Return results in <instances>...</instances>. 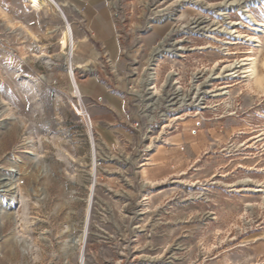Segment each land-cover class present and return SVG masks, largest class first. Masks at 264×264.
<instances>
[{
  "label": "rangeland",
  "instance_id": "374dc122",
  "mask_svg": "<svg viewBox=\"0 0 264 264\" xmlns=\"http://www.w3.org/2000/svg\"><path fill=\"white\" fill-rule=\"evenodd\" d=\"M56 1L70 61L54 8L0 0V264H81L82 233V264H264V0Z\"/></svg>",
  "mask_w": 264,
  "mask_h": 264
},
{
  "label": "bare ground",
  "instance_id": "6f19581e",
  "mask_svg": "<svg viewBox=\"0 0 264 264\" xmlns=\"http://www.w3.org/2000/svg\"><path fill=\"white\" fill-rule=\"evenodd\" d=\"M27 3L28 5L34 9V10H40L41 8H43V6H50L52 8H54L56 10V12H59V15L62 16V18L65 20V32L63 33L62 37H61V42H60V47H61V52L66 55V59L67 61H70L72 56H73V49H74V34H73V31L71 29V26L67 23L66 21V18H65V15L61 9V6L60 4L56 1V0H27ZM255 26H259L261 27V29H257L256 31H258V33H261V35H264V25L261 24V23H255ZM250 41V40H249ZM252 41L254 42H257L258 43V40L257 38H254L252 39ZM230 43V42H229ZM174 46V45H173ZM165 46H163L162 44L160 45L159 48H157L155 50V54H158V53H161L163 51H166V48H164ZM174 50V49H173ZM178 51H183V47L182 48H177ZM168 51V50H167ZM172 51V49H171ZM182 54V53H181ZM183 57V56H182ZM242 61H247L246 63L242 64L241 66L243 67L242 68V73L244 74V78L250 80V79H255L256 80V83L257 84H261L262 80L261 79H257V69H256V63H255V59H252V58H248L246 60H242ZM45 64L47 66H50L51 64V61L46 59L45 60ZM237 67L233 64L229 65V66H226L224 67V69H228L229 71H232V70H235ZM71 69V68H70ZM241 70V69H240ZM235 72V71H234ZM231 75V74H230ZM229 75V76H230ZM152 77H150L149 79H151ZM69 79L71 81V84H72V87L74 89V93L76 95V97H78V94H79V88L77 86V83H76V80H75V75L73 73H69ZM204 85V84H203ZM202 85V86H203ZM227 87H222L220 88L219 90H222V89H225ZM150 89H153V88H150ZM198 90V89H197ZM154 94H157L156 91ZM198 94V93H197ZM225 94V92L223 93ZM222 95V94H221ZM154 96V95H153ZM152 96V97H153ZM202 96V95H201ZM217 96V95H216ZM195 97V96H194ZM193 98V97H192ZM180 101H184V99H179ZM203 100V99H202ZM181 104V103H180ZM77 110V113L78 114H81L83 115V111H80L79 109H76ZM93 152V151H92ZM94 154V153H93ZM95 156V155H94ZM93 157V156H92ZM94 164V163H93ZM94 180V179H93ZM13 186H14V183L11 181L9 183H7L5 185V190L4 192L6 193H12V190H13ZM261 187V186H259ZM253 191L255 192H259V191H262L260 189H254ZM15 203V197L12 196L11 200H6V201H3V206L5 209H11V206L12 204ZM88 213V208L86 209V215ZM84 239H85V235L84 233H82V235L77 238L75 240V244L76 242L80 245V248H79V253H78V259H79V262L82 264L83 263V253H82V245H83V242H84ZM74 243V242H73ZM26 248H28V244H26Z\"/></svg>",
  "mask_w": 264,
  "mask_h": 264
},
{
  "label": "crops",
  "instance_id": "0c3cea01",
  "mask_svg": "<svg viewBox=\"0 0 264 264\" xmlns=\"http://www.w3.org/2000/svg\"><path fill=\"white\" fill-rule=\"evenodd\" d=\"M48 17L50 18V21H51L50 25L53 27V29L55 28L54 30L58 29V33H60V30L63 26L61 24V21H59V20H61L59 15H57V13H55V11H51L50 13H48ZM52 38H55V37H52ZM90 38L91 39L94 38L92 33L89 36L86 35L85 39L83 38L82 41L87 43L90 40ZM96 40H98V39L96 38ZM90 45H91V48L93 50L92 42L90 43ZM107 46L110 49H113L114 48V41L111 39L108 40ZM36 47L40 48L41 46L36 45ZM38 48H37V50H38ZM41 50H45V48H42ZM47 54H50V53H47ZM90 89L91 90L89 92L85 93V95H87L91 98L98 96L100 93L103 94L105 104H104V108H102V111H104L102 113L104 115H102V116L105 117L106 120L109 121L110 119H112V112L113 113H119L122 110V107H123L122 102L117 96H115L113 94H109V93L104 94L102 87H100L99 85L95 88L90 87ZM97 113L100 114L101 112H99L98 110L97 111L93 110V115L98 119L99 115H97ZM105 113H106V115H105Z\"/></svg>",
  "mask_w": 264,
  "mask_h": 264
},
{
  "label": "built area",
  "instance_id": "2783aa9c",
  "mask_svg": "<svg viewBox=\"0 0 264 264\" xmlns=\"http://www.w3.org/2000/svg\"><path fill=\"white\" fill-rule=\"evenodd\" d=\"M64 22H65V20H64ZM66 23V22H65ZM66 27V26H65ZM152 69V68H151ZM154 73V72H153ZM151 75H154V74H152L151 73ZM152 78H154V76H151ZM148 78V77H147ZM151 78V79H152ZM146 82V81H145ZM147 83H149V81L147 82ZM151 88V87H150ZM148 90H149V88H148ZM101 100V98H98V101H100ZM79 109H80V111H83V115H82V117H83V120H84V123H85V125L86 126H88V128L91 130L93 127H92V121H91V118H90V116H89V114L87 113V112H85L82 108H81V106H79ZM199 124L200 123H197L196 125L197 126H199ZM196 131H193V133H195Z\"/></svg>",
  "mask_w": 264,
  "mask_h": 264
}]
</instances>
